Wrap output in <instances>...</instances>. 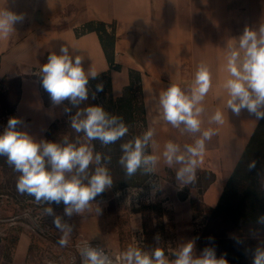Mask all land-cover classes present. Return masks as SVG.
<instances>
[{
	"label": "crops",
	"instance_id": "crops-1",
	"mask_svg": "<svg viewBox=\"0 0 264 264\" xmlns=\"http://www.w3.org/2000/svg\"><path fill=\"white\" fill-rule=\"evenodd\" d=\"M3 8L24 18L14 24L8 39L0 40V85L4 78H21L15 117L22 123L17 127L38 142H46V133L59 114L57 106L45 104L37 79L48 55L59 54L60 46L65 45L71 55L83 57L86 72L95 70L99 74L110 67L96 32L75 33V28L87 21L116 22V62L122 69L111 72L113 95L120 96L129 83L130 68L142 72L148 130H154L150 146L165 166L162 152L167 142L179 144L187 160L184 146L192 144L200 133H188L183 125L178 129L163 120L159 92L173 83L189 88L197 66L207 63L213 86L202 102L205 113L201 130L212 127L218 133L206 142L203 163L197 169L209 171L211 178L202 191L191 188L188 198L182 200L178 194L189 183L164 176L159 196L163 206L174 212L177 225L194 221L192 199L196 201L197 197L203 212L220 201L260 121L246 110L237 117L226 109L227 94L221 87L227 76L226 46L245 27L258 29L264 24V0H0ZM218 108L225 112V123L209 124V117ZM192 238L196 247L194 231Z\"/></svg>",
	"mask_w": 264,
	"mask_h": 264
},
{
	"label": "clouds",
	"instance_id": "clouds-1",
	"mask_svg": "<svg viewBox=\"0 0 264 264\" xmlns=\"http://www.w3.org/2000/svg\"><path fill=\"white\" fill-rule=\"evenodd\" d=\"M23 15L16 14L7 8L0 9V40L8 39L14 31V24L23 20ZM226 78L221 87L227 94L225 101L227 111L239 117L242 110L256 120L264 119V24L258 29L245 27L238 38H232L226 46L225 55ZM83 57L70 54L69 47L61 45L59 54L51 52L47 62L40 69V81L44 90L50 95L53 105H60L65 100L73 106H79L89 98V79H96L95 70L86 72L83 68ZM213 86L212 73L207 63L197 66L194 80L187 89L178 84H169L158 95V105L162 119L174 128H181L191 134L200 133L192 144L184 146L189 154L186 160L181 146L167 142L162 152L163 162L171 167L174 163L182 164L176 172L178 180L194 183L196 170L203 163L206 142L218 133L217 128L209 127L201 130L202 105L206 95ZM103 83L96 85L92 94L103 91ZM223 99V98H220ZM67 113L69 108H65ZM225 112L219 108L209 117V124L223 125ZM22 121L10 117L2 133H0V155L7 157V162L20 173L17 180V191L34 197L37 203H63L64 215L92 212L95 198L113 186V178L109 169L101 165V154L94 155L88 143L38 142L26 131L18 130ZM71 128L83 133L87 141L99 140L104 145L114 144L128 133V126L122 117L110 115L100 105H90L77 111L71 118ZM154 130L149 129L141 136L135 137L121 145L122 155L119 163L123 166L127 178L134 176L138 170L144 173L154 171L161 156L147 154L146 148L152 141ZM95 162L97 167L90 176L89 165ZM255 161L249 169L255 167ZM66 177V173H73ZM86 181V182H85ZM49 216L54 212L51 207L45 209ZM97 214L100 208L96 209ZM264 222V217L261 218ZM55 227L63 233L58 239L61 247L68 245L73 227L55 216ZM158 241L159 235L155 237ZM211 239V238H209ZM239 242V241H238ZM194 243L188 241L175 254L173 264H227L223 257L217 258L214 248L206 247L199 256H194ZM82 264H114L102 249L90 246L85 242L80 248ZM116 264H169L165 251L156 247L151 254L139 248L129 246L126 251L116 257ZM253 264H264V248H257Z\"/></svg>",
	"mask_w": 264,
	"mask_h": 264
},
{
	"label": "rangeland",
	"instance_id": "rangeland-1",
	"mask_svg": "<svg viewBox=\"0 0 264 264\" xmlns=\"http://www.w3.org/2000/svg\"><path fill=\"white\" fill-rule=\"evenodd\" d=\"M37 76H40V71ZM2 84L3 86L10 84L13 87L12 93L8 96V103L12 104L15 99L16 84L3 80L1 86ZM48 100L51 101L49 94ZM66 107L70 109L67 100L57 106L59 112L57 118L60 119L61 125L65 123L72 130L71 109L66 113L64 111ZM10 117L0 109V133L3 132ZM84 143L92 147L95 155L93 141H87L82 135L80 144ZM100 166L104 165L101 163ZM182 166L175 164L169 167L158 161L143 186H128L115 191L106 190L105 197L95 198L93 201L91 213L73 214L68 217L64 215L63 203L49 204L42 201L37 203L32 196L19 193L16 185L20 173L8 164L6 156L0 157V236L9 237L0 241V264H82L80 248L85 242L92 247L102 249L113 259L114 264L116 257L129 246L137 247L149 254L156 247H161L169 264H173L175 254L183 244L188 241L194 243L193 231L198 236L203 234L210 209L203 212V207L196 197L198 208L195 209L194 221L178 225L174 212L166 209V206L162 213L157 210H145L144 216L135 209L144 203H162L163 198L159 196V184L162 178L165 176L175 180L176 172ZM74 172L75 170L73 173H66V177ZM198 174L202 177H196L194 183L183 186L182 192L188 193L191 188L197 193L203 190L211 175L209 171L200 172L197 169L196 175ZM262 177L264 183V174ZM168 205L172 206L170 203ZM48 207L53 209V216L46 214L45 209ZM97 207L100 208L99 214L96 212ZM55 216H60L63 223L73 227L68 245L65 247L58 244V239L63 233L53 223ZM13 226H19L21 229H11ZM157 234L160 237L158 241L155 239ZM12 237H17V243L11 242ZM193 253L194 256H199L202 251L194 246Z\"/></svg>",
	"mask_w": 264,
	"mask_h": 264
},
{
	"label": "trees",
	"instance_id": "trees-1",
	"mask_svg": "<svg viewBox=\"0 0 264 264\" xmlns=\"http://www.w3.org/2000/svg\"><path fill=\"white\" fill-rule=\"evenodd\" d=\"M116 22H105L103 20H90L75 28L77 36L88 32H96L99 36L109 69L99 73L96 79H89V98L79 106H73L70 102L71 118L77 111L90 105H100L110 115H117L123 118L128 126V133L114 144L104 145L99 140L93 141L95 153L101 154V163L109 169L113 178V186L109 191L120 190L128 186H143L150 178L151 173H144L143 169L131 178H127L123 166L119 163L122 155L121 145L135 137L141 136L148 130L147 110L144 101L142 86L143 74L137 69H129V83L124 86L120 96H114L112 92V70H121V64L116 62ZM37 79L42 87L40 76ZM4 82L16 84L15 99L12 104L8 103V96L12 93L13 87L10 84L0 85V109L6 114L15 117V108L21 92V78L3 79ZM103 83V91L96 93L95 99L92 94L96 85ZM43 99L46 105H52L48 100V93L42 87ZM61 125L59 118H56L46 133V142L63 143L65 138L69 143L80 145V137L84 135L75 133ZM62 127V128H61ZM59 129V130H58ZM58 130V132H56ZM147 154H152L150 142L146 148ZM0 157H4L0 155ZM4 160V159H3ZM255 161V167L249 169V164ZM7 167V165H6ZM97 165L95 162L89 165L87 174L94 173ZM264 119H261L251 135L244 152L238 161L235 169L227 180L220 201L209 210L205 229L201 236L196 233V248L203 252L206 247L214 248L217 258L223 257L227 264H253V258L257 248H264ZM179 198L185 200L188 193L179 192ZM106 193L97 196L103 198ZM34 198V197H33ZM43 202V201H42ZM46 203V202H44ZM54 203V202H53ZM192 208L197 209L198 205L194 199L191 200ZM157 210L164 212L162 203H144L136 208L137 212L144 216L145 210ZM147 223L144 221V225ZM12 228L21 229L19 226ZM9 237L0 236V241ZM211 238V239H209ZM12 243H17V237H12ZM239 241V242H238ZM31 248V247H30Z\"/></svg>",
	"mask_w": 264,
	"mask_h": 264
}]
</instances>
